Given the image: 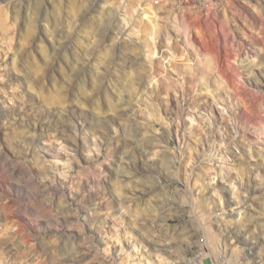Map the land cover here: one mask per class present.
Segmentation results:
<instances>
[{
	"label": "clouds",
	"instance_id": "9594fccd",
	"mask_svg": "<svg viewBox=\"0 0 264 264\" xmlns=\"http://www.w3.org/2000/svg\"><path fill=\"white\" fill-rule=\"evenodd\" d=\"M0 264H264V0H0Z\"/></svg>",
	"mask_w": 264,
	"mask_h": 264
}]
</instances>
